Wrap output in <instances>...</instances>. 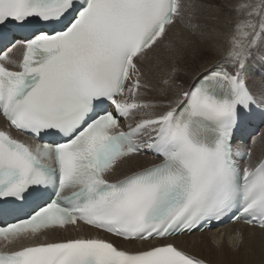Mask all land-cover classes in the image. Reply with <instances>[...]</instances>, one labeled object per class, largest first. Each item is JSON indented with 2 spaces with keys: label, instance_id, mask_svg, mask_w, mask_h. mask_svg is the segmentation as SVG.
Masks as SVG:
<instances>
[{
  "label": "snow or ice",
  "instance_id": "obj_1",
  "mask_svg": "<svg viewBox=\"0 0 264 264\" xmlns=\"http://www.w3.org/2000/svg\"><path fill=\"white\" fill-rule=\"evenodd\" d=\"M0 120V264H208L175 238L264 234V0H0Z\"/></svg>",
  "mask_w": 264,
  "mask_h": 264
},
{
  "label": "bare ground",
  "instance_id": "obj_2",
  "mask_svg": "<svg viewBox=\"0 0 264 264\" xmlns=\"http://www.w3.org/2000/svg\"><path fill=\"white\" fill-rule=\"evenodd\" d=\"M214 43H221V40H215ZM158 55L164 62L161 65V68L172 63V61L169 59V53L163 47L158 51ZM216 58H219V56ZM177 59L179 60L180 67L183 69L182 74L186 79H191L201 67L198 60V54L193 49H190L185 55ZM152 63L154 64L155 61ZM256 65L257 64H255V66ZM152 75L153 82L155 83L159 79V70L153 68ZM137 163L142 165L140 167L146 166L148 164L143 160H137ZM130 166L131 165L127 166V169ZM258 234H261L262 236L257 235V237L252 235V233H246L243 243L239 248L235 247V240H231L228 243L220 236H217L216 238H209L208 234L191 236L190 238H181L178 239L177 243L180 247L184 248L190 253L206 259L212 264H264V234ZM211 235H216V232H211ZM200 247L212 249L213 252L210 255L201 253L199 252ZM225 252L233 253V255L237 254L239 256L238 261H229L226 258Z\"/></svg>",
  "mask_w": 264,
  "mask_h": 264
},
{
  "label": "rangeland",
  "instance_id": "obj_3",
  "mask_svg": "<svg viewBox=\"0 0 264 264\" xmlns=\"http://www.w3.org/2000/svg\"><path fill=\"white\" fill-rule=\"evenodd\" d=\"M230 1V2H229ZM226 3H229V4H233V3H237V2H243V0H225ZM226 27H229V25L225 24ZM199 252L201 253H205L207 255H210L213 251L212 249H208L206 247H200L199 248ZM226 254V258L231 261V262H236L238 261L239 259V256L237 254H234L233 253H229V252H225Z\"/></svg>",
  "mask_w": 264,
  "mask_h": 264
}]
</instances>
